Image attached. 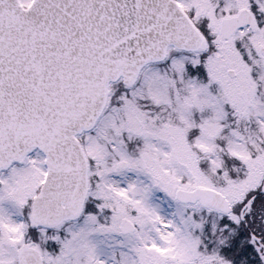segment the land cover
<instances>
[{
    "label": "snow or ice",
    "instance_id": "1",
    "mask_svg": "<svg viewBox=\"0 0 264 264\" xmlns=\"http://www.w3.org/2000/svg\"><path fill=\"white\" fill-rule=\"evenodd\" d=\"M0 264H264V0H0Z\"/></svg>",
    "mask_w": 264,
    "mask_h": 264
}]
</instances>
